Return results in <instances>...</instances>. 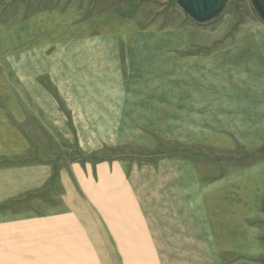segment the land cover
Masks as SVG:
<instances>
[{
	"label": "rangeland",
	"instance_id": "374dc122",
	"mask_svg": "<svg viewBox=\"0 0 264 264\" xmlns=\"http://www.w3.org/2000/svg\"><path fill=\"white\" fill-rule=\"evenodd\" d=\"M263 11L261 0L204 15L186 0H0V168L48 172L5 207L90 215L62 224L42 255L264 264V130L250 134L249 120L235 133Z\"/></svg>",
	"mask_w": 264,
	"mask_h": 264
},
{
	"label": "crops",
	"instance_id": "0c3cea01",
	"mask_svg": "<svg viewBox=\"0 0 264 264\" xmlns=\"http://www.w3.org/2000/svg\"><path fill=\"white\" fill-rule=\"evenodd\" d=\"M253 35L261 36L260 33ZM253 35L246 36L250 39ZM256 38L263 40L262 48L258 42L259 48L255 55L252 54L251 61L250 57H242V61L246 62L242 69L246 66L247 72H250L251 63V72H255L257 78L253 77L250 81L247 75L248 82L246 83L244 79L241 84L242 101H240L238 118L246 124H243L245 127H241V132H235L239 135H245L243 130L251 127L249 120L251 123H256L251 127L250 134L259 135L264 130V37ZM47 176L48 172L42 167L0 168V264H55L56 257L42 255L41 248L56 247L57 234L62 233L58 232L61 230V225L68 223L71 226L72 216H82L83 218L80 219L82 223L89 221L90 215L86 214L87 209L83 210V213H76V209L72 208L59 212L48 210L40 213L32 207H5L10 200L21 199L26 191L39 187ZM71 245L70 242L68 246ZM105 245L107 246L105 241L101 245L93 244L95 247Z\"/></svg>",
	"mask_w": 264,
	"mask_h": 264
},
{
	"label": "water",
	"instance_id": "95a60500",
	"mask_svg": "<svg viewBox=\"0 0 264 264\" xmlns=\"http://www.w3.org/2000/svg\"><path fill=\"white\" fill-rule=\"evenodd\" d=\"M192 11L198 15L215 12L220 6L222 0H186ZM264 10V0H261ZM264 12V11H263ZM212 16V15H211Z\"/></svg>",
	"mask_w": 264,
	"mask_h": 264
}]
</instances>
